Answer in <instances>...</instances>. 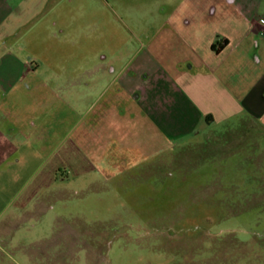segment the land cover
Listing matches in <instances>:
<instances>
[{
    "label": "rangeland",
    "instance_id": "374dc122",
    "mask_svg": "<svg viewBox=\"0 0 264 264\" xmlns=\"http://www.w3.org/2000/svg\"><path fill=\"white\" fill-rule=\"evenodd\" d=\"M205 1L203 15L188 0H21L1 25L2 41L38 63L16 103L47 129L20 153L18 171L0 168V264H264L263 127L239 118L215 125L176 154L136 152L131 173L105 176L89 146L65 154L70 140L59 141L77 114L67 109L61 120L40 86L61 58L125 56L174 8L206 39L222 24L206 12L231 7ZM152 136L146 129L142 140ZM59 183L77 191L59 197Z\"/></svg>",
    "mask_w": 264,
    "mask_h": 264
},
{
    "label": "crops",
    "instance_id": "0c3cea01",
    "mask_svg": "<svg viewBox=\"0 0 264 264\" xmlns=\"http://www.w3.org/2000/svg\"><path fill=\"white\" fill-rule=\"evenodd\" d=\"M20 1L0 0V27L15 15ZM188 1L205 15V0ZM224 1L229 11L216 16L213 7L206 12L222 22L211 27L206 39L191 15L174 8V15L146 30L145 40L123 57L119 50L111 56L92 50L88 57L80 52L73 60L61 58L59 69L40 86L48 87L49 104L58 103L61 120L67 109L77 114L59 141L70 140L65 154L70 147L82 153L80 148L89 146L91 160L105 162L95 169L105 176L125 175L131 173L127 164L133 153L176 154L199 135L209 137L215 125L239 118L264 128V0ZM15 46L0 37L4 171H18L20 153L44 139L47 129L35 112L16 103L29 92L31 85L22 89V83L38 63L18 55ZM134 128L137 134L131 133ZM146 129L153 135L150 144L142 140ZM67 188L59 183V197L77 191Z\"/></svg>",
    "mask_w": 264,
    "mask_h": 264
},
{
    "label": "built area",
    "instance_id": "2783aa9c",
    "mask_svg": "<svg viewBox=\"0 0 264 264\" xmlns=\"http://www.w3.org/2000/svg\"><path fill=\"white\" fill-rule=\"evenodd\" d=\"M261 22L264 24V19H261Z\"/></svg>",
    "mask_w": 264,
    "mask_h": 264
},
{
    "label": "flooded vegetation",
    "instance_id": "af4514ba",
    "mask_svg": "<svg viewBox=\"0 0 264 264\" xmlns=\"http://www.w3.org/2000/svg\"><path fill=\"white\" fill-rule=\"evenodd\" d=\"M263 129H264V128H263ZM262 132H264V130H263Z\"/></svg>",
    "mask_w": 264,
    "mask_h": 264
},
{
    "label": "trees",
    "instance_id": "16d2710c",
    "mask_svg": "<svg viewBox=\"0 0 264 264\" xmlns=\"http://www.w3.org/2000/svg\"><path fill=\"white\" fill-rule=\"evenodd\" d=\"M213 46V45H212ZM214 47V46H213Z\"/></svg>",
    "mask_w": 264,
    "mask_h": 264
}]
</instances>
